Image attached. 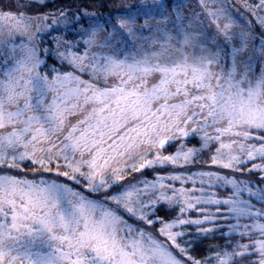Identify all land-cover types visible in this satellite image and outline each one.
<instances>
[{"label": "snow or ice", "instance_id": "1", "mask_svg": "<svg viewBox=\"0 0 264 264\" xmlns=\"http://www.w3.org/2000/svg\"><path fill=\"white\" fill-rule=\"evenodd\" d=\"M92 7L0 0V264H264V0Z\"/></svg>", "mask_w": 264, "mask_h": 264}, {"label": "trees", "instance_id": "2", "mask_svg": "<svg viewBox=\"0 0 264 264\" xmlns=\"http://www.w3.org/2000/svg\"><path fill=\"white\" fill-rule=\"evenodd\" d=\"M83 2L89 5H95V7L89 8V11H94L98 14H103L107 16L109 12L117 10L122 4H135L138 0H83ZM60 7L71 6L72 9H75L82 3V0H59L58 1ZM223 243L220 240H208L205 241L201 246L200 249L197 250L195 255H207L208 249L211 246L219 245Z\"/></svg>", "mask_w": 264, "mask_h": 264}, {"label": "rangeland", "instance_id": "3", "mask_svg": "<svg viewBox=\"0 0 264 264\" xmlns=\"http://www.w3.org/2000/svg\"><path fill=\"white\" fill-rule=\"evenodd\" d=\"M59 0H51L52 2V6H56V5H59L58 3ZM172 4H173V8H175V6L177 4H184L185 5V9L187 10V8L190 6V5H194L195 3V0H171ZM75 10V9H73ZM98 14V13H97Z\"/></svg>", "mask_w": 264, "mask_h": 264}]
</instances>
